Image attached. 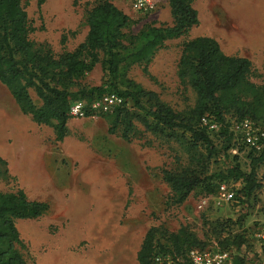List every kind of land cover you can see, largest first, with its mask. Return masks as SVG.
<instances>
[{
    "label": "rangeland",
    "instance_id": "374dc122",
    "mask_svg": "<svg viewBox=\"0 0 264 264\" xmlns=\"http://www.w3.org/2000/svg\"><path fill=\"white\" fill-rule=\"evenodd\" d=\"M95 1L22 0L21 5L32 23L34 42L59 55L84 41L85 12ZM111 1L131 19L133 33L144 25H172L168 0H154L155 9L148 14L134 11L136 0ZM192 6L198 25L186 36L166 42L148 73L143 65L128 72L129 79L176 113L195 104L194 93L176 76L186 40L214 39L224 54L250 61L254 84L264 82V0H194ZM79 82L86 88L106 89L107 73L97 64ZM30 96L40 104L32 91ZM134 126L125 141L119 132L108 134L105 116L71 119L66 137L56 142L52 126L36 125L23 115L0 83V152L7 157L0 164V192L23 191L29 200L48 205L41 218L16 223L28 263L138 264L136 254L145 233L160 226L169 232L187 226L206 243V249H212L218 244L208 233V224L228 222L224 236L237 232L246 236L248 245L241 251L245 264H264V244L259 239L264 220V166L257 169L260 189L249 199L238 197L217 206L215 195L201 189L183 204L172 206L161 171L186 165L187 151L182 141L149 133L137 121ZM212 140L216 154L209 161L208 176L226 174L234 164L249 172V148L237 143L224 154L223 141L215 135ZM217 183L218 179L212 180L213 186ZM228 186L240 188L234 182ZM160 242L164 244L163 239Z\"/></svg>",
    "mask_w": 264,
    "mask_h": 264
},
{
    "label": "trees",
    "instance_id": "16d2710c",
    "mask_svg": "<svg viewBox=\"0 0 264 264\" xmlns=\"http://www.w3.org/2000/svg\"><path fill=\"white\" fill-rule=\"evenodd\" d=\"M21 1L0 0V83L23 115L36 125L52 126L56 142H62L68 133L72 102H90L115 94L123 99V104L102 115L108 121L109 135L119 132L121 139L127 141L137 121L149 133L182 141L188 154L187 164L161 171L172 206L183 204L196 190L205 189L207 195H216L219 185L229 182L240 187L234 190L235 200L249 199L260 189L257 169L264 166V148L260 152L248 150L249 172L234 164L226 174L208 176L209 161L216 154L212 136L223 141L224 154L241 143L229 130L230 120L249 119L264 128V82L256 85L251 81L254 70L249 60L224 54L218 42L209 37L184 41L176 76L182 86L194 93L195 104L180 113L128 78L134 66L143 65L148 73L157 51L166 42L186 36L198 25L194 0H168L172 25H144L137 33L132 32L131 19L111 0H97L85 12L84 41L59 55L34 42L32 23ZM97 64L107 73L106 89L82 86L79 80ZM30 91L39 105L33 102ZM204 116L218 123L217 132L210 133L201 126ZM0 164L5 162L0 159ZM213 179H218L216 186ZM47 210L46 203L29 200L23 191L0 192V264H29L16 223L37 220ZM227 223H209L208 233L215 238L217 248L238 253L233 264H245L241 251L248 245L246 236L242 232L224 236ZM205 247L206 243L187 226L176 232L154 227L145 233L136 260L138 264H160L156 258H169L171 264H190L188 252L207 250Z\"/></svg>",
    "mask_w": 264,
    "mask_h": 264
},
{
    "label": "built area",
    "instance_id": "2783aa9c",
    "mask_svg": "<svg viewBox=\"0 0 264 264\" xmlns=\"http://www.w3.org/2000/svg\"><path fill=\"white\" fill-rule=\"evenodd\" d=\"M154 0H136L133 9L136 12L151 13L155 9ZM123 104V99L115 94H105L99 99L90 102L75 101L70 104L69 117L72 120H84L93 118L96 115L112 113L114 109ZM230 131L236 141L241 142L247 148L260 152L264 148V128L255 125L249 119L240 121L230 120ZM201 126L208 132L215 133L219 130V125L210 116L201 119ZM220 206L222 203L228 204L235 200V193L232 187L221 184L218 187L215 197L212 198ZM259 234V239L264 244V220ZM234 254L231 250H220L212 248L207 250H190L187 258L190 264H233ZM160 264H171L169 258H156Z\"/></svg>",
    "mask_w": 264,
    "mask_h": 264
},
{
    "label": "crops",
    "instance_id": "0c3cea01",
    "mask_svg": "<svg viewBox=\"0 0 264 264\" xmlns=\"http://www.w3.org/2000/svg\"><path fill=\"white\" fill-rule=\"evenodd\" d=\"M71 121V119L68 121V124L69 122ZM68 124H67V127H68ZM0 159L6 163V160H7V157L4 156V154H2V152H0Z\"/></svg>",
    "mask_w": 264,
    "mask_h": 264
}]
</instances>
